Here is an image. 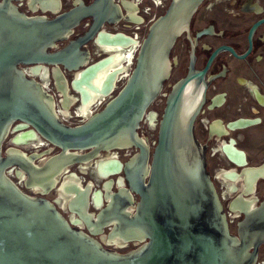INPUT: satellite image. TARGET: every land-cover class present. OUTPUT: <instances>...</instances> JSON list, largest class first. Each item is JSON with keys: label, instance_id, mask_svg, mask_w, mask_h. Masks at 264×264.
I'll return each instance as SVG.
<instances>
[{"label": "water", "instance_id": "water-1", "mask_svg": "<svg viewBox=\"0 0 264 264\" xmlns=\"http://www.w3.org/2000/svg\"><path fill=\"white\" fill-rule=\"evenodd\" d=\"M203 2L172 0L140 43L122 88L76 125L60 118L54 97L23 66L64 64L75 70L73 85L79 72L89 69L94 74L104 61L80 69L88 61V51L80 48L96 34L108 36L100 29L103 17L113 14L111 0H93L89 5L80 0L52 18L0 5V264H255L264 242V201L259 214H247L241 221L239 237L234 235L208 170L205 148L195 133L197 112L188 110L190 77L176 82L166 96L151 162L150 148L139 133L170 77L172 50ZM90 16L94 21L84 35L51 50ZM261 22L251 28L250 38ZM106 39V44L116 45ZM15 121L31 126L60 151L44 166L30 168L22 164L28 163L23 151L4 154L3 142ZM122 146L141 150L126 163L125 171L131 190L140 195L133 224L140 236L148 238L124 253L74 227L50 200L26 193L7 171L17 163L29 178L45 175L54 181L68 165Z\"/></svg>", "mask_w": 264, "mask_h": 264}, {"label": "flooded vegetation", "instance_id": "flooded-vegetation-1", "mask_svg": "<svg viewBox=\"0 0 264 264\" xmlns=\"http://www.w3.org/2000/svg\"><path fill=\"white\" fill-rule=\"evenodd\" d=\"M81 1L83 5L93 2ZM171 2L111 0L113 14L103 17L100 33L108 35V40H114L118 46L106 44L107 37L99 38L96 34L80 48L81 52L88 51V61L80 69L104 61L95 72L98 81L95 79L91 88L84 85L89 69L81 78L76 77L73 85L75 70L64 64L40 63L38 69L37 65L23 67L52 97H56L57 91L62 93V107L56 108V113L64 122L76 125L117 94L118 85L122 84V88L133 69L140 43ZM6 4L18 7L28 16L52 18L80 4V0H0V5ZM261 20L264 0H204L172 50V70L164 87L166 92L161 94L164 98L152 103L139 128L150 148L151 162L166 96L176 82L190 77L186 88L190 98L188 110L197 112L195 133L205 148L208 170L230 231L237 237L241 221L247 214H259L264 201V22L250 38L251 28ZM93 21L92 16L83 19L51 50H60L84 35ZM23 125L15 121L10 133L16 134L12 144H21L25 153L13 146L4 154L20 150L28 158V163L22 164L28 168L42 167L60 148L37 134L19 140L23 133L33 132L31 126ZM28 144L33 148L25 147ZM140 151L136 146L102 151L87 162L68 165L54 181L45 175L38 180L35 176L29 178L17 163L7 171L26 193L50 200L74 227L104 247L124 253L148 240L140 236L133 224L140 195L131 190L125 171L126 163L136 159ZM261 259L264 264V242L258 248L255 264H261Z\"/></svg>", "mask_w": 264, "mask_h": 264}, {"label": "rangeland", "instance_id": "rangeland-1", "mask_svg": "<svg viewBox=\"0 0 264 264\" xmlns=\"http://www.w3.org/2000/svg\"><path fill=\"white\" fill-rule=\"evenodd\" d=\"M87 80H89L88 82H86L85 81V83L86 84H84L85 85V87L88 89V88H91L93 85H94V80L96 79V77H95V73L94 74H92V72H90L89 74H88V76H87V78H86ZM122 85V84H121ZM121 85H118V87H117V90H116V93H117V91L121 88ZM165 92H166V89L164 90ZM56 97H54V104H55V107H54V109L56 110V108L57 109H59V107H62V104L60 103L59 104V100L61 99V96H62V93L61 92H59V91H57V95H55ZM162 97L164 98V94L163 95H161V96H159L158 97V100L157 101H161L160 99H162ZM153 106L150 108V110H153ZM14 128V127H13ZM12 131V129L10 130V132ZM27 131V130H26ZM8 133V137H7V139H6V141H5V144H4V146H3V152H5L6 150H7V148H9V147H13V146H15L16 148H18V149H20L21 151H23V152H25L26 150L24 149V148H22V145L21 144H16V145H13L12 144V141L14 140V138L16 137V134H13V133ZM25 147H27V148H30L31 146L28 144L27 146L25 145ZM31 148H33V147H31ZM35 149H37V148H35ZM101 156H103V155H101ZM100 157V156H99ZM102 158V157H101ZM262 259L260 260V262H261V264H262Z\"/></svg>", "mask_w": 264, "mask_h": 264}, {"label": "bare ground", "instance_id": "bare-ground-1", "mask_svg": "<svg viewBox=\"0 0 264 264\" xmlns=\"http://www.w3.org/2000/svg\"><path fill=\"white\" fill-rule=\"evenodd\" d=\"M121 41H122V40H121ZM127 41H128V40H127ZM111 45H112L114 48L118 46V45H114V44H111ZM120 45H121V44H120ZM132 48H133V47H132ZM128 49H129V48H128ZM127 53H128V52H127ZM126 55H127V54H126ZM116 56H119V55H116ZM127 56H129V55H127ZM118 59H119V58H118ZM115 62H116V61H115ZM115 62H114V63H115ZM111 65H112V64H111ZM109 66H110V65H109ZM117 66H118V65H117ZM35 68L38 69L39 66H36ZM107 68H108V67H107ZM113 69H114V68H113ZM86 71H87V70H86ZM86 71H82V73H78V74H77V78H79V77L81 78V76H83V74H84ZM109 71H110V70H109ZM106 72H107V70H106ZM99 73H101V72L99 71ZM99 73H98V74H99ZM102 75H103V74H102ZM100 76H101V75H100ZM101 77H102V76H101ZM105 78H106V77H105ZM105 78H104V79H105ZM83 79H84V78H83ZM109 79H110V78H109ZM109 79H108V80H109ZM80 81H82V80H80ZM96 81H98V80L96 79L95 82H96ZM107 83H108V81H107ZM112 85H113V84H112ZM107 87H108V86H107ZM91 91H92V90H91ZM99 93H100V92H99ZM94 95H95V93H94ZM104 95H105V94H104ZM93 97H94V96H93ZM93 97H92V99H93ZM95 99H96V98H95ZM90 103H91V102H90ZM83 105H84V104H83ZM85 106H87V105H85ZM90 108H91V107H90ZM23 126H28V125L25 124V125H23ZM23 126H22V127H23ZM24 132H26V131H24ZM35 134H36V132H35L34 130H33V132H29V131H28V133H23V134L19 137V140H21V141H22V140H27L28 138L33 137ZM17 137H18V135H17Z\"/></svg>", "mask_w": 264, "mask_h": 264}]
</instances>
